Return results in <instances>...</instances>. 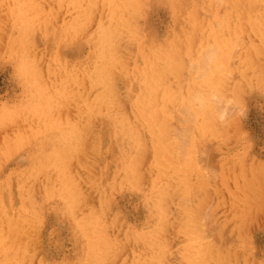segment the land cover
Instances as JSON below:
<instances>
[{"label":"rangeland","instance_id":"obj_1","mask_svg":"<svg viewBox=\"0 0 264 264\" xmlns=\"http://www.w3.org/2000/svg\"><path fill=\"white\" fill-rule=\"evenodd\" d=\"M0 264H264V0H0Z\"/></svg>","mask_w":264,"mask_h":264},{"label":"bare ground","instance_id":"obj_2","mask_svg":"<svg viewBox=\"0 0 264 264\" xmlns=\"http://www.w3.org/2000/svg\"><path fill=\"white\" fill-rule=\"evenodd\" d=\"M150 69V68H149ZM151 71H147L146 72V75H153V76H155L156 74H158V73H161V72H163L162 71V69H150ZM169 78L168 77H165L164 76V73H161V76H160V80L163 82V83H166V81L168 80ZM147 80V79H146ZM148 81V85H149V87H152V83L149 81V80H147ZM159 91H160V93L163 95V94H167V91H168V88H164V87H159ZM167 98H168V102H169V104L170 103H172V109L171 110H173V106H174V103H175V101H176V98H175V96L172 94V93H168V95H167ZM161 129L165 132V134L166 135H169L170 134V129H169V123L168 122H166V123H164L162 126H161ZM136 159V158H135ZM138 161V163H139V160L138 159H136V162ZM141 162V161H140ZM141 165V164H140ZM136 167H137V165H136ZM135 166L133 167V169H135L136 168ZM137 169V168H136ZM136 169H135V171H136ZM144 174V173H143ZM139 175H141V174H138V176ZM137 176V177H138Z\"/></svg>","mask_w":264,"mask_h":264}]
</instances>
